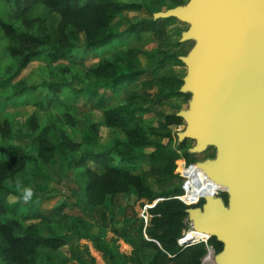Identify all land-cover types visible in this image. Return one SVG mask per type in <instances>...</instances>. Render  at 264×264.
I'll return each instance as SVG.
<instances>
[{
	"label": "trees",
	"instance_id": "16d2710c",
	"mask_svg": "<svg viewBox=\"0 0 264 264\" xmlns=\"http://www.w3.org/2000/svg\"><path fill=\"white\" fill-rule=\"evenodd\" d=\"M187 1L170 0L167 9L184 6ZM141 8L138 3L118 0H0V64L5 60L11 61L4 65L0 80L11 74L9 69H25L34 61L53 65L78 56L86 57L90 51L97 53L100 49L101 55H105L122 44L120 37L125 34L136 35L140 39L144 31L155 27L154 19L132 24L119 34L113 32L111 25L123 11H139ZM52 14L59 17L53 31L47 24ZM132 54L136 52L127 49L114 53L111 58H103L86 71V80L93 82L95 88L113 94L119 87L127 89L135 85L145 71L125 70L122 67ZM168 58L174 64L182 65L178 56L171 55ZM18 84L8 94L0 95V110L3 104L24 105L23 95L35 90L34 86ZM142 85L149 87L154 83L146 80ZM182 85V80L174 76L158 78L155 82L158 87L154 96L156 104L188 96V93L179 91ZM47 88L45 98L37 106L39 110H58L60 114L59 118L51 114L42 122L39 114L32 112L26 119L24 134L32 137L31 142L37 147V157L13 144L16 136L23 132L14 129L15 124L8 115H4L0 121V264H40L43 250L55 252L74 238L71 233L50 232L47 236L42 235L36 224L24 225V221H43V213L35 211L33 205L25 207L19 200L7 202L8 197L19 196L8 182L22 173L28 162L36 163L40 159L49 163L54 154L59 153L64 168L71 171L75 181L83 188L86 204L92 207L102 206L131 191L135 192L137 200L152 204L158 196L151 184L162 185L180 179V175L175 172L177 160L184 159L187 165L191 164L187 151L188 139L181 142L176 139L174 147L151 140V137L159 136V132L156 128L148 130L141 126L142 117L149 113L148 107L107 106L103 95L96 103L102 111L103 123L88 120L89 116H86L84 126L77 130L78 120L68 112L59 94L66 93L69 104H76L84 93L83 88L71 87L65 81L50 82ZM130 100L135 102L136 99L132 96ZM180 122V117L170 114L165 124ZM102 126L119 131L123 139L117 136L110 147L99 148ZM66 127L79 136L75 139ZM163 137L172 139L170 133ZM146 147H153L148 155L149 163L153 165L149 176L137 172L146 156ZM186 195L177 187L160 198L162 200L148 209L149 220L145 228L143 219L139 218L144 238L137 247L139 256H129L130 264H201L208 248L214 254L222 251L223 244L215 237H210L206 243L189 246L178 244L179 239L182 244L189 241V235L181 239L187 210L201 207L204 203L197 196L194 202L184 200L182 197ZM176 196H180L185 204ZM219 197L227 205V194L221 193ZM93 248L102 254L106 264H115L118 257L115 243L111 247L102 241L101 236H96ZM85 264H95V259L88 254Z\"/></svg>",
	"mask_w": 264,
	"mask_h": 264
},
{
	"label": "rangeland",
	"instance_id": "374dc122",
	"mask_svg": "<svg viewBox=\"0 0 264 264\" xmlns=\"http://www.w3.org/2000/svg\"><path fill=\"white\" fill-rule=\"evenodd\" d=\"M118 1L138 3L142 8L139 11H123L120 13L111 25L113 32L117 34L122 33L132 24L154 19L155 13L168 10L170 2V0ZM58 18L56 14L49 16L47 24L51 31L55 29ZM154 20L155 27L144 31L140 39H137L136 35L129 36L125 34V36L120 37L122 44L111 49L105 55H101L102 49L97 53L93 50L86 57L78 56L73 60L60 61L53 65H48L42 61H34L25 69L17 67L12 70L9 69V71H12L11 74L2 77L0 80V95L8 94L16 85H19L18 83L35 87L34 91L23 95L24 105L3 104L1 106L0 121L4 115H8L15 124L14 129L23 132V134L16 136L12 141L13 144L23 147L29 154L37 157V147L32 144V137L24 134L26 119L32 112H37L42 122L44 118L51 114L59 118L60 111L39 110L37 104L45 98L48 91L47 86L50 82L65 81L69 82L71 87L83 88L84 90L77 103L72 105L69 104L66 93L59 94V98L67 106L68 112L77 118V130L84 126L86 116H89L88 120L103 123L102 111L96 103L104 95L107 106L126 105L130 107L139 105L148 107L149 113L142 117L141 126L144 129L148 128V130L151 128L157 129L159 136L151 137L152 141L168 143L170 147H174L177 133L184 131L187 124L184 122L183 117H180V124L166 125V117L187 110L194 93H188V96L180 99L162 101L156 104L154 96L158 87L155 86V82L162 76H174L183 82V79L188 75V65L182 62V65H176L168 56L186 57L198 42L197 40L182 41V33L187 31L192 24L185 23L175 17L168 21L161 18ZM127 49L136 52V54H132L122 67L125 70L145 71V74L135 85L127 89L119 87L117 92L113 94L110 91L103 92L95 88L93 82L86 80L84 75L89 68L95 66L103 58H111L114 53ZM10 62V60H5L0 64V73L3 72L4 65ZM63 68H66V70L62 71ZM146 80H151L154 85L143 87L142 82ZM132 96L135 97V102L130 100ZM66 130L75 139L79 136V134H73L69 127H66ZM167 133H170L171 140L163 137ZM117 136L123 139L119 131H111L102 126L98 147L101 149L110 147ZM197 143V138L187 140L188 159L191 164L213 160L219 156V149L216 145L208 146L200 153H194L192 149ZM152 149L153 147L144 149L146 156L142 159L137 172H143L147 176L151 175L153 165L149 163L148 155ZM176 166L175 172L180 175V179L162 185L151 184L152 190L158 196L157 200H161L160 198L165 197L177 187L184 191L186 186L187 191L185 194L187 195L182 198L193 202L196 200V196L198 199L205 193L212 194L215 191H221L218 188L205 190V187H200L201 183L197 187L188 186L191 176L188 175V179H186L184 173H186L189 165L186 164L184 159H179L176 161ZM17 181L20 182L21 188L30 187L33 189L35 195L29 202L22 199L21 189H18ZM8 184L19 193L18 197H8V203L19 200L25 207L28 208L33 205L35 211L45 215L43 221L40 219L26 220L24 225L36 224L40 233L44 236L54 232L56 234L71 233L74 237L68 245L55 252L43 250L39 258L40 264H85L88 254L95 259V264H106L102 254L93 248V240L96 236H101L102 241L109 243L111 247L114 243L117 245L115 249L118 251V257L115 264H130L129 256H139L140 251L137 247L139 241L144 238L139 216H141V209L146 202L137 200L134 191L119 195L114 201L109 200L99 207L87 205L83 188L75 181L71 171L64 168V161L59 153H55L49 163H44L40 159H37L36 163L28 162L24 171L9 181ZM186 229H189L188 225ZM207 264H215L213 256Z\"/></svg>",
	"mask_w": 264,
	"mask_h": 264
},
{
	"label": "water",
	"instance_id": "95a60500",
	"mask_svg": "<svg viewBox=\"0 0 264 264\" xmlns=\"http://www.w3.org/2000/svg\"><path fill=\"white\" fill-rule=\"evenodd\" d=\"M174 17L192 24L182 41L198 42L179 57L189 67L179 91L194 95L176 115L187 124L177 139L197 138L194 153L216 145V159L187 171L227 189V205L211 194L187 210L191 231L205 239L185 244H223L218 254L208 248L201 264L210 253L215 264H264V0H189L153 16Z\"/></svg>",
	"mask_w": 264,
	"mask_h": 264
},
{
	"label": "bare ground",
	"instance_id": "6f19581e",
	"mask_svg": "<svg viewBox=\"0 0 264 264\" xmlns=\"http://www.w3.org/2000/svg\"><path fill=\"white\" fill-rule=\"evenodd\" d=\"M188 172V171H186ZM189 176H191V179L188 183V186L190 187H197L198 185H200L201 183V186L200 187H205V190H210L212 188H218V189H221V190H227L226 188H224L223 186L217 184V183H214V182H211L209 179L205 178L203 176V174L201 172H199L198 170H189L188 172ZM205 195H211V193H205L203 194V196ZM187 239L189 241H195V240H201V239H205V235H202L201 233H198V232H195V231H189L187 232V234H185V236H188ZM185 236L183 238H185ZM212 259V254L210 253V255L208 257L205 258L203 264H207L209 260Z\"/></svg>",
	"mask_w": 264,
	"mask_h": 264
},
{
	"label": "built area",
	"instance_id": "2783aa9c",
	"mask_svg": "<svg viewBox=\"0 0 264 264\" xmlns=\"http://www.w3.org/2000/svg\"><path fill=\"white\" fill-rule=\"evenodd\" d=\"M186 179H188V176H186ZM186 183H187V182H186ZM186 191H187V189H186V186H185V190H184L183 192L186 193ZM221 193H222L221 191H215V192L212 193V195H214V196H219ZM175 198L178 199L179 201H181V200H180V196H177V197H175ZM202 198H203V196L199 199V201L202 200ZM161 200H162V199H161ZM158 201H159V199H158ZM199 201H198V202H199ZM181 202H182V201H181ZM182 203H183V202H182ZM183 204H185V203H183ZM149 208H150V205L145 204V205L143 206V208L141 209L142 214H141V216H139V218L143 219L144 228H145V226L147 225L148 220H149V215H148V209H149ZM184 224H185V229H183V231H182L181 239L185 236V234H186L187 232H189L190 230H192V229H191L190 221L188 220V217L184 220ZM187 225L189 226V229H188V230L186 229V226H187ZM179 240H180V239H179ZM179 240H178V244H179ZM179 245H180V246H186L185 243H184V244L180 243Z\"/></svg>",
	"mask_w": 264,
	"mask_h": 264
},
{
	"label": "clouds",
	"instance_id": "9594fccd",
	"mask_svg": "<svg viewBox=\"0 0 264 264\" xmlns=\"http://www.w3.org/2000/svg\"><path fill=\"white\" fill-rule=\"evenodd\" d=\"M17 187L18 189H21L22 199L25 202H29L32 199V197L35 195L33 189H31L30 187L21 188L19 181H17Z\"/></svg>",
	"mask_w": 264,
	"mask_h": 264
}]
</instances>
